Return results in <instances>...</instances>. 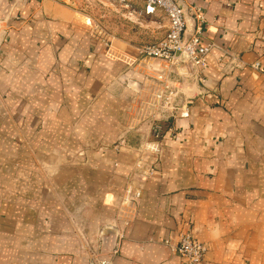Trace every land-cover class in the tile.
I'll list each match as a JSON object with an SVG mask.
<instances>
[{
    "label": "crops",
    "instance_id": "crops-1",
    "mask_svg": "<svg viewBox=\"0 0 264 264\" xmlns=\"http://www.w3.org/2000/svg\"><path fill=\"white\" fill-rule=\"evenodd\" d=\"M180 1L201 9L211 48L202 73L175 70L160 110L162 62L138 52L141 31L163 37L159 12L131 41L57 0H0V264H86L97 250L184 264L182 231L208 246L203 264H264V0ZM159 118L166 135L143 150L137 131Z\"/></svg>",
    "mask_w": 264,
    "mask_h": 264
},
{
    "label": "built area",
    "instance_id": "built-area-1",
    "mask_svg": "<svg viewBox=\"0 0 264 264\" xmlns=\"http://www.w3.org/2000/svg\"><path fill=\"white\" fill-rule=\"evenodd\" d=\"M126 7H136L141 4L139 10L143 15H155L162 13L167 20V29L159 40L143 43L138 46V52L143 58L158 59L162 62L164 71L157 73L155 80L159 88L154 92L156 106L160 110L170 107L172 97H176V91L170 89L174 80V72L184 64L196 67L197 72H203L205 68V56L211 45L199 43L202 24L205 21L204 14L198 7H190L195 19L192 33H186V25L182 9L174 0H121ZM258 68V63L252 65ZM152 136L159 139L163 134V127L158 120L151 124ZM136 196L139 193H135ZM175 251L184 259V264H203L208 246L198 240L190 231L179 233ZM116 252V251H114ZM87 264H115L111 258L97 257L89 260Z\"/></svg>",
    "mask_w": 264,
    "mask_h": 264
},
{
    "label": "rangeland",
    "instance_id": "rangeland-1",
    "mask_svg": "<svg viewBox=\"0 0 264 264\" xmlns=\"http://www.w3.org/2000/svg\"><path fill=\"white\" fill-rule=\"evenodd\" d=\"M60 3L68 6L69 8L73 9L77 15L79 16L82 21L90 27L91 30L95 32L97 36L100 37H108L111 38L112 36L116 37H126L133 41L134 35L138 36L136 29H144L148 30L150 26H147L148 23H150L141 12L139 11L141 9V4L138 3L140 6L136 7H126L125 3L121 0H57ZM160 18H154L153 21L157 22L155 23V29L158 30L160 33L164 32V27L159 24L158 22L162 21V18H166L162 13ZM153 16V15H150ZM157 20V21H155ZM152 21V22H153ZM167 29V26L166 28ZM166 31V30H165ZM165 33V32H164ZM162 33V34H164ZM147 33L146 32H140V36L142 40H140L139 44L143 43H150L147 39L143 38ZM162 34L159 36V38L162 36ZM157 39V38H156ZM3 95L0 91V109L7 107L6 101L3 99ZM7 115V113H5ZM0 119H3L2 115H0ZM160 123H162L163 118L156 119ZM162 125V124H161ZM163 127V125H162ZM138 138L139 139H146L144 142L145 146L143 150H150L155 151L157 150L152 144H148L151 142V140L159 141L164 139L166 135V131L163 127V134L159 139H155L152 136L151 127L149 126V131L147 135L144 137L143 133L141 131H137ZM127 134V133H126ZM125 133H122L121 139H125L126 135ZM135 135L136 132L132 131L129 133ZM19 136L22 137L21 134ZM173 136H176V133L173 132ZM149 139V140H148ZM140 165H138V169L140 170ZM44 177L47 178L49 176L48 173H44ZM131 185L127 187V189H130L131 191L134 190L133 187L131 189ZM128 192L125 190L124 194V200L127 201L130 197V194H133L132 192ZM183 232V231H182ZM181 233V232H180ZM103 253L102 251H92L87 256L86 264L89 260L97 257H102Z\"/></svg>",
    "mask_w": 264,
    "mask_h": 264
},
{
    "label": "water",
    "instance_id": "water-1",
    "mask_svg": "<svg viewBox=\"0 0 264 264\" xmlns=\"http://www.w3.org/2000/svg\"><path fill=\"white\" fill-rule=\"evenodd\" d=\"M174 1L182 9L186 30L192 31V29H194V24H195L194 19L190 15H188L186 7L180 0H174Z\"/></svg>",
    "mask_w": 264,
    "mask_h": 264
}]
</instances>
